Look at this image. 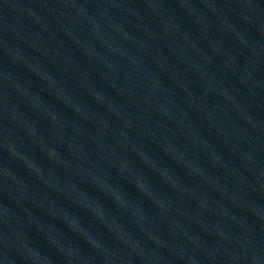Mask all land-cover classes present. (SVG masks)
Here are the masks:
<instances>
[{"label":"water","instance_id":"obj_1","mask_svg":"<svg viewBox=\"0 0 264 264\" xmlns=\"http://www.w3.org/2000/svg\"><path fill=\"white\" fill-rule=\"evenodd\" d=\"M0 264H264V0H0Z\"/></svg>","mask_w":264,"mask_h":264}]
</instances>
